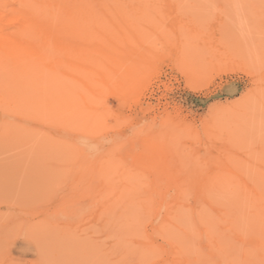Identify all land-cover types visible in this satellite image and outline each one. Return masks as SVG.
<instances>
[{"label":"rangeland","instance_id":"rangeland-1","mask_svg":"<svg viewBox=\"0 0 264 264\" xmlns=\"http://www.w3.org/2000/svg\"><path fill=\"white\" fill-rule=\"evenodd\" d=\"M8 1L9 8L19 6L17 0ZM92 1L97 9H102L103 6L107 8L105 10L103 8V11L108 10V8L113 11L114 8L116 12L115 9L118 8L119 11L123 12L120 13L122 17L127 10L130 12L129 19L133 15L135 18L139 17L137 20L142 18L141 15L146 16V25L138 20L141 23L140 29L138 25H135V21H130V23L128 22L129 19L125 18V22L121 19L119 21V14L116 15L115 12L113 15L116 19L112 23L109 18H106V22H104L105 20L102 21L98 17L103 16L105 18L106 13H101L103 11H100L101 15L98 13L97 16V20H101L97 22L98 26L104 25L107 28L105 30L103 27L104 35L102 32L97 34L103 36H100L101 38L97 36L100 41H94V43L103 42L108 45L106 48L110 46L111 50H113L112 45L116 48L119 47V50L122 46L123 48L127 46L126 50L123 49L125 54L121 55L122 49L121 51L115 49L111 52L112 56L115 57H112L111 54L110 56L113 58L112 60L118 61L120 58L124 62L122 71L129 66L132 68L133 64L135 65L137 62L138 65L133 66L130 71L131 73L137 72V76L133 77L134 74L132 75L134 79H131V82L133 83L126 86L123 93L121 91L124 90V87L110 86L104 89V93H101L103 98H101L100 105L97 109H91L84 103L85 98L80 85L59 75L44 64L31 65L27 70L9 66L0 68V264H137V262H139L138 264H175L176 261V264H192L195 258L193 255L199 254L198 256L202 257L201 253L209 257L206 261L208 264L216 260L215 258L219 259L213 263L221 262L220 264H223L224 259L222 260L221 256L224 258L223 255L235 256V254L229 252L219 254V248L213 246L210 240V244L207 245L208 238L205 234H197L199 239L195 236L189 242L190 244H186L190 253H185L186 248L184 247L186 245L183 247V253V245L176 243V237L179 236L180 232L177 229L174 214L182 215L183 213L186 215L187 213L188 215L189 211L195 213L200 207L206 209L204 210L205 213L210 212L211 220H219L216 222L217 225L226 219L224 224L215 227L219 231L227 229L228 221L230 222L229 219L232 218L229 211L234 208L233 218L234 215L236 218H240L238 223L236 221L234 228L239 224L245 230H241L243 233L239 230L237 234L238 230L236 233L233 231L237 227L232 230L229 225V232L232 230L231 232L237 237L235 238L232 233H229L233 243H235L233 248L235 249L236 244L238 249L235 250L238 252L244 250L247 245H249L247 247L250 250L263 248L261 247L263 244L261 239L264 237V233L261 230L263 237L259 238L260 240L257 239L256 235L259 232L254 233L248 230L254 223L250 226L248 224H252L253 219L256 221L258 218L260 220L264 217L262 214L255 218L257 215L255 212L264 210V200L263 202H261L262 199L259 201L260 196L258 195H261L262 192V197H264V0H161L162 3L160 0L158 3L154 2L155 0H146V5L147 1L151 4L154 3L152 5L148 3L149 9L153 13L148 10L147 13L144 10L148 7L142 3L143 0H135L138 6L131 0H127V4H125L126 0H122L124 4L121 0L119 2L91 0L90 2ZM94 4L90 5L93 9H95ZM129 4L133 9L130 8ZM152 6H157L156 10L159 9V11H153ZM34 7L40 9L41 4ZM134 9H137L136 12ZM140 11L143 13L141 14ZM151 18L152 20H150ZM144 19L142 18L143 22H145ZM121 21L123 24H118ZM139 22L138 24H140ZM91 23L92 21L89 24ZM127 24L128 28L125 27ZM10 26L13 29L16 24ZM91 26L93 27V25ZM117 26L122 29L119 28V31ZM142 26L146 32L141 29ZM99 27L93 28L99 31ZM115 29H117L118 34L115 33L113 36L116 32ZM128 29H131L129 31L133 30L129 35ZM110 30L113 34L108 33ZM136 30H138L137 34ZM140 30L142 33H147V30L151 32L148 35L144 34L143 37L141 33L139 34ZM106 34L109 39L106 38ZM110 34H112L111 40ZM131 34L132 36H130ZM121 35L123 37L120 38ZM140 35L144 40L140 38ZM192 35L194 36L192 37ZM104 38L105 40H103ZM122 38H124L123 42H127L123 43ZM134 38H138L135 39L137 43ZM97 39L95 37V40ZM129 39L131 43H128L130 42ZM140 40L142 41L140 42ZM186 42H190L191 52L188 50V43ZM125 44L127 45L124 46ZM136 44L137 46L138 44L143 45V49L139 47L137 50ZM132 45L136 48L134 49ZM151 45L154 52L150 50ZM156 48L158 53L154 50ZM133 49L134 51H132ZM140 49L144 52V57L141 56L143 54L140 53ZM119 52L120 54H118ZM132 54L134 58H131ZM116 55L120 56L117 58ZM139 55L141 56L140 61ZM149 55H153L152 58ZM155 55L158 56L154 57ZM147 59L151 62H148ZM153 61L154 64H152ZM139 64H144V67L141 65L142 68L140 69ZM117 67H115L116 70H119ZM149 67L152 69L150 70ZM137 79L141 82L135 81ZM134 86L137 87L134 89ZM132 89L134 90L132 91ZM220 126L221 129H219ZM146 127L149 130L146 129L145 131ZM183 130L187 131L184 132ZM220 130H222L221 133ZM159 137L162 138L161 141ZM173 138L175 139L173 140ZM120 140H123L122 143L125 141V143L120 144ZM78 141H80V149L76 144ZM119 144L120 147H117ZM229 145L231 149L228 147ZM111 148L115 151L113 152ZM116 148L118 149L116 150ZM84 151L88 154H85ZM102 156L104 157L101 158ZM119 160L121 163H118ZM105 161H108L109 164ZM240 162L242 163L240 164ZM100 165L101 167H99ZM127 167L129 168L128 171L125 169ZM97 172H101V174L99 175ZM108 175L114 182H109L112 191V193L110 192L111 196L107 193L110 188L106 189L107 191H102L108 183L103 184V188L99 185L110 180H107ZM105 176H107L105 178L107 181H104L103 177ZM119 176L120 179L115 181ZM126 177L129 178L128 185ZM136 178L137 181H135ZM83 179L85 180L83 181ZM130 180L134 186L129 183ZM101 181L103 182L101 183ZM125 184L128 186L126 189L124 188ZM139 186L142 189H140L141 196L152 194L156 210L161 213L158 214L159 216L133 214L126 209L124 212L123 210L120 212L121 209L119 208L125 206L123 204L126 201V196L132 194L131 196L134 195L135 197L134 200L136 197L137 200L142 199L139 194H134L136 190L139 191ZM219 189H221L220 192ZM84 190H87L85 191L87 195L84 194ZM246 190L247 194L245 193ZM118 191H121V194L125 191L124 195L129 191L132 193L127 194L125 198L123 195L122 198L124 199L118 202L121 197ZM143 191L145 194H142ZM80 192L84 195H81ZM248 192L250 196H257L256 199L254 196L253 198L248 196V200L252 199L247 201ZM103 193H107L108 198ZM233 195L236 196L233 197ZM244 196L247 202H245ZM90 197L91 199H89ZM114 197L116 201L113 200ZM218 198L220 199L218 200ZM87 199L90 200V203L86 201ZM85 202L88 204L85 205ZM103 203L106 205L104 206ZM113 204L119 211L113 209L115 211L112 212ZM103 210L104 212H102ZM105 212L108 213H106L107 217ZM262 212L264 213V211ZM222 214L230 218H223ZM118 216L120 218H117ZM188 216L190 217V215ZM215 216L220 218L216 220ZM130 217L134 218L133 223ZM164 219L167 220L166 223ZM187 220L190 218H186ZM262 220L264 221V219ZM160 221L167 225L174 240H169L165 236V238L161 237L159 233ZM170 221L174 222L175 225L170 224ZM214 221L213 223H215ZM244 221L246 222L244 223ZM263 221L260 220V224L255 222V231L264 229ZM218 230L215 231L214 229L208 232V234L212 232L211 235L217 242L219 240L214 236V233H217ZM247 231H249V236L246 235L245 237L244 233ZM174 233L177 236L174 237ZM224 233L226 234V231ZM219 234L218 232L216 235L219 236ZM224 236H221V245L219 244L223 251L226 250L224 242L228 241L225 240L230 239L229 236L227 238ZM221 237L219 236V238ZM244 237L246 238L245 241H243ZM242 242H246L245 246ZM233 245L229 244L230 248ZM254 245H257V248ZM229 246L227 244V247ZM213 247H216L218 252L213 250ZM239 248L241 249L239 250ZM234 249L231 251L235 253ZM246 250L249 249L246 248ZM241 251L239 252L241 255L238 253L240 258L233 256L232 259L229 256V260L236 259L237 264H243V261L251 256L252 258L249 260L251 263L245 261L244 264H255V262L258 264L264 261L263 250L261 253L260 251L256 253L257 255L254 257L250 255L247 258L245 254V259L242 254L244 251ZM192 253L193 255H191ZM210 257L212 262L209 261ZM202 258L200 264H204L203 260H206ZM257 258L263 261L258 262ZM179 259L180 261H178ZM228 261L227 264H235L233 261V263ZM238 261L240 262L238 263Z\"/></svg>","mask_w":264,"mask_h":264},{"label":"bare ground","instance_id":"bare-ground-1","mask_svg":"<svg viewBox=\"0 0 264 264\" xmlns=\"http://www.w3.org/2000/svg\"><path fill=\"white\" fill-rule=\"evenodd\" d=\"M7 1L8 0H0V68H5V67H7V66H9V67H12V68H16V69H20V70H27L29 67H31V65H34V64H44V65H46V67H48V68H50L51 70H54V71H56L59 75H61V76H63V77H66V78H68V79H70L73 83H75V84H78V85H80L81 86V88H82V92H83V95H84V98H85V105L87 106V107H90L91 109H97L98 108V106L100 105V103H101V98H103L102 96V94L101 93H104L103 92V90L104 89H106V88H109L110 86L111 87H113V86H117L118 88L120 87V88H123L124 87V90L122 89V93L123 92H125V90H126V86H128V85H130L131 83H133V82H131V79H134L133 77H136L137 75V72L136 73H131L130 71H131V69L133 68V66L135 67V65L137 64V62H135V65L133 64V66H132V68H130V66L127 68L126 67V69H124L123 71L121 70V68H122V65H123V61L122 60H120V58H119V60L118 61H115V60H112L113 58V56H112V53L111 52H113L115 49H118V48H116L115 46H113L112 44H111V42H109L112 46V49L113 50H111V48H109V47H107L106 48V46H108V45H106L105 43H94V41H100V40H98L97 39V34H100L101 32H102V34L104 35V33H103V27H104V29L106 30V28H105V26L104 25H100V27L98 26L99 24L97 23L98 21L100 22L101 20H97V16H98V13L101 15V13H106L104 16H105V18L103 19L101 16H98V17H100L101 19H102V21L103 20H105L104 22H106V18H109L110 20H111V23L113 22V20H115L116 19V17L113 15V12H115L114 11V8H113V11L112 10H110L109 8H108V10H106V11H103V10H105V9H107V8H104V6L102 7L101 5H99L100 7H102V9L101 8H99V9H97V6L94 4V2L92 1V2H90L91 0H17L18 2H19V6H16L17 8H9L8 7V3H7ZM14 1V0H13ZM109 1H112V2H119V0H109ZM132 1V3L133 2H135V0H131ZM145 1L146 0H143V4L146 6V7H148V3H149V1H147V5H146V3H145ZM152 1V0H151ZM158 1L159 0H155L154 2H157L158 3ZM161 1V0H160ZM8 2H10V1H8ZM121 2L123 3V1L121 0ZM169 2V1H168ZM96 3V2H95ZM99 3V2H98ZM128 3H129V1H128ZM136 3V2H135ZM139 3H141L140 1H139ZM161 3H162V1H161ZM165 3V2H164ZM167 3V2H166ZM10 4H13V3H10ZM39 4H41V8L40 9H36V7L38 8V6H36V7H34L33 8V6H35V5H39ZM91 4H94L95 5V9H93V8H91L90 7V5ZM124 4V3H123ZM125 4H127V0H126V3ZM142 4V5H143ZM151 3H149V5H150ZM152 4H154V3H152ZM151 4V5H152ZM16 5V4H15ZM130 5V4H129ZM93 6V5H92ZM98 6V7H99ZM107 6V5H106ZM136 6H138L137 5V3H136ZM135 6V7H136ZM145 6H142L143 8L145 7ZM40 7V6H39ZM134 7V8H135ZM153 8H151L153 11H155L156 10V7L155 6H152ZM130 8H132V6L130 5ZM133 9V8H132ZM115 10H117L114 14H116V15H118L119 16V21H120V19L121 20H124V22H125V19H129L130 18V12L128 13L127 12V10H126V14L127 15H129V16H127L126 14H124L123 15V17H122V15L120 16V13H123V12H121V11H119V9L118 8H116ZM135 10V9H134ZM137 10V9H136ZM136 10H135V12H136ZM140 10V9H139ZM147 13H148V11L150 12V13H153L150 9H149V7H148V9H144ZM148 10V11H147ZM100 11H103V12H101L100 13ZM123 11V10H122ZM156 11H159V9H157ZM155 11V12H156ZM154 12V13H155ZM82 13V15H80ZM132 13V12H131ZM139 13V12H138ZM140 13L142 14L143 12L142 11H140ZM139 13V14H140ZM160 13V12H159ZM159 13H157V14H159ZM138 15V14H137ZM144 15V14H143ZM155 15H156V13H155ZM113 16V17H112ZM126 16H127V18H126ZM131 16H132V14H131ZM158 16H160L161 17V15L159 14ZM122 17V18H121ZM141 17L144 19V21L145 22H143V20H142V18L141 19H138L139 21H142L141 23H145L144 25H146V16H142L141 15ZM159 17V18H160ZM112 18V19H111ZM125 18V19H124ZM133 18V19H132ZM134 18H135V15H133L132 17H131V19H129V21L128 22H134V23H136L135 25H138V28L140 29V25H141V23L137 20V18H139V17H136L135 18V20H134ZM152 18H153V16H152ZM152 18L150 19V20H152ZM99 19V18H98ZM147 19H149L148 17H147ZM137 20V21H136ZM154 20V19H153ZM92 21V23L94 22L95 24L97 23V25H94V23L92 24H89L90 22ZM126 21V22H127ZM108 23H109V21H107ZM127 22V23H128ZM130 22V23H131ZM138 22L140 23V24H138ZM123 24L122 23V21L121 22H119L118 24ZM134 23H132V24H134ZM12 24H16V27H14L13 29L12 28H10L11 26L10 25H12ZM105 24H107V23H105ZM115 24V23H114ZM131 24V25H132ZM91 25H93V27H99V31H97L98 29H94ZM108 25V24H107ZM115 25H117V23L115 24ZM150 25H152L151 23H150ZM91 26V27H90ZM110 27H112L111 25H109ZM124 26V25H123ZM153 26V25H152ZM102 27V28H101ZM118 27V26H117ZM126 28H128V24H127V26H125ZM146 27V26H145ZM150 27V26H149ZM100 28L102 29V31L100 30ZM114 28V27H113ZM122 29L121 27H118V29ZM126 28H125V30H126ZM129 28H130V26H129ZM135 28V27H134ZM152 28V27H151ZM109 29V28H108ZM107 29V30H108ZM120 29H119V31H120ZM142 30H145L144 29V27L142 26V28H141ZM104 30V31H105ZM112 30V29H111ZM111 30L108 32V33H112L111 32ZM117 29H115V31H116ZM124 30V29H123ZM129 30H131V29H128L127 31H128V35H129V33L130 32H132V31H129ZM142 30H140V32H139V34L141 33V35L144 37V34L146 35H148V33L149 32H151V31H149V30H147V33H142ZM114 31V30H113ZM122 31V30H121ZM137 31V32H136ZM135 32H136V34L138 33V30H136ZM145 32H146V30H145ZM115 33L116 34H118V32L116 31V32H114V34H113V36H115ZM122 34L124 33V34H126L125 32H121ZM112 34H110L109 36H110V40H111V35ZM133 34H134V32H133ZM103 35H99L98 37H100V36H103ZM107 35V34H106ZM120 35V34H119ZM140 35V38H143L142 36ZM125 36V35H124ZM130 36H132V34L130 35ZM194 35H192V37H193ZM95 37H96V39L97 40H95ZM105 37V36H104ZM108 37V35L106 36V38ZM121 37H123V35H121L120 36V38ZM129 37V36H128ZM127 37V38H128ZM135 37H138V35L136 36L135 35ZM148 37H151V36H148ZM192 37H190V38H192ZM101 38V37H100ZM99 38V39H100ZM130 38V37H129ZM145 38H147V36H145ZM108 39H109V37H108ZM119 39V38H118ZM136 38H134V40H135ZM138 39V38H137ZM136 39V40H137ZM149 39V38H148ZM103 40H105V38L103 39ZM117 40V39H116ZM123 40H124V38H122V42H123ZM126 40V39H125ZM128 40V39H127ZM130 40V39H129ZM131 40H132V38H131ZM131 40H130V42H128V43H131ZM133 40V41H134ZM136 40H135V42H136ZM143 40H144V38H143ZM192 39H190V41H191ZM109 41V40H108ZM115 41V40H114ZM142 40H140V42H141ZM146 41V40H145ZM148 41V40H147ZM107 42V41H106ZM125 42V41H124ZM123 42V43H124ZM127 42V41H126ZM125 42V43H126ZM135 42H134V44H135ZM192 42V41H191ZM116 43V42H115ZM115 43H113V44H115ZM117 43H118V41H117ZM120 43V42H119ZM137 43V42H136ZM148 43H149V45H150V42L148 41ZM151 43H152V41H151ZM186 43H188V48L190 47V42H186ZM121 44V43H120ZM142 44V43H141ZM144 45L146 44V43H143ZM117 45V44H116ZM127 44H125L124 46H126ZM149 45H148V47H149ZM133 47H134V49L136 48L134 45H132ZM136 46H137V44H136ZM143 45H139L138 44V46H137V50L139 49V47L140 48H142L143 49V47H142ZM114 47V48H113ZM121 47V46H120ZM132 47V48H133ZM152 47V45L150 46V50H151V52L153 51V47ZM193 47V46H192ZM125 48V47H124ZM123 46L120 48V50L118 49V51H121V49H122V53H121V55L122 54H125L124 52H123ZM126 48H127V46H126ZM126 48L124 49V50H126ZM129 48V47H128ZM131 48V47H130ZM188 48H186V49H188ZM191 48V47H190ZM190 48L188 49V50H190ZM134 49L132 50V51H134ZM192 49V48H191ZM141 50V49H140ZM149 50V48L147 49V51ZM154 50H156V52L158 53V51H157V48L156 49H154ZM144 51H146V50H144ZM180 51V50H179ZM185 51V50H184ZM130 52V51H129ZM136 52V51H135ZM135 52H134V54H135ZM140 52V51H139ZM154 52V51H153ZM189 52V51H188ZM190 52H191V50H190ZM189 52V53H190ZM115 53V52H114ZM113 53V54H114ZM133 53V52H132ZM138 53V52H137ZM141 54H143V55H141L142 57H144V52H142V50H141V52H140ZM145 53H148V52H145ZM179 53H181V51L179 52ZM110 54H111V56H110ZM118 54H120V52L118 53ZM131 54V53H130ZM149 54V53H148ZM147 54V55H148ZM138 55V54H137ZM139 55V61H140V56ZM117 56V55H116ZM118 56H120V55H118ZM118 56H117V58H118ZM131 56V55H130ZM150 56V55H149ZM152 56L153 55H151L150 57L152 58ZM158 56V55H157ZM156 55L154 56V57H157ZM181 56V55H180ZM179 56V57H180ZM111 57V58H110ZM115 57V56H114ZM123 57H124V55H123ZM122 57V58H123ZM133 57V54H132V56H131V58ZM149 57V58H150ZM154 57H153V60H154ZM134 58V57H133ZM145 58H147V57H145ZM136 59V58H135ZM137 59H138V57H137ZM144 59V58H143ZM142 59V60H143ZM129 61V60H128ZM127 61V62H128ZM130 61H132V60H130ZM136 61V60H135ZM147 61H148V59H147ZM184 61V60H183ZM134 62V61H133ZM142 62V61H141ZM145 62V61H144ZM148 62H151L150 60L148 61ZM147 62V63H148ZM130 63H132V62H130ZM139 63V62H138ZM143 63V62H142ZM127 64V63H126ZM146 64V63H145ZM149 64V63H148ZM148 64H146L147 66H148ZM152 64H154V61H153V63ZM152 64H151V66H152ZM128 65H130V64H128ZM127 65V66H128ZM138 65V64H137ZM142 65V64H141ZM140 64H139V67L141 66ZM144 65V64H143ZM142 65V66H143ZM146 65H145V67H146ZM116 66H118L117 67V69H119V70H116ZM120 66V67H119ZM142 66L140 67V69L142 68ZM125 67V66H124ZM144 67V66H143ZM152 68H153V66H152ZM151 68V69H152ZM136 69V68H135ZM146 69H147V67H146ZM149 69H150V67H149ZM150 69V70H151ZM197 69H199V68H197ZM132 70V71H133ZM145 70V69H144ZM149 70V71H150ZM138 71H140L139 69H138ZM145 72V71H144ZM147 72V71H146ZM140 73V72H139ZM135 76H134V75ZM132 75H133V77H132ZM144 76V75H143ZM142 78V77H141ZM144 79V78H143ZM134 81V80H133ZM135 81H139L138 79L137 80H135ZM143 81V80H142ZM141 81H139V83H140ZM135 84H137L136 82H135ZM143 84V83H142ZM142 86V85H141ZM130 87V86H129ZM137 86H134V89L136 88ZM130 88H132V87H130ZM139 88V87H138ZM134 89H132V91L134 90ZM140 89V88H139ZM113 90V89H112ZM117 90V89H116ZM117 92V91H116ZM115 92V93H116ZM130 92V91H129ZM131 93V92H130ZM137 94H138V91H137ZM136 94V95H137ZM133 95H134V93H133ZM133 99V98H132ZM178 120H180V119H178ZM181 121H182V119H181ZM150 124V123H149ZM161 124V123H160ZM213 124V126H214V123H212ZM218 124V123H217ZM163 125V124H162ZM171 125V124H170ZM217 126V125H216ZM219 126V125H218ZM179 127H181V125H179ZM178 127V128H179ZM148 127H146L145 128V131H146V129H147ZM181 128H183V127H181ZM185 128V127H184ZM218 128V127H217ZM219 129H221V126H220V128ZM147 130H149V129H147ZM176 130V129H175ZM180 131H182V130H180ZM184 131V130H183ZM187 131V130H186ZM186 131H184V132H186ZM221 131L222 130H220V133H221ZM144 132V131H143ZM138 133V132H137ZM179 133V132H178ZM195 133V132H194ZM162 134V133H161ZM164 134H166V133H164ZM158 135H160V134H158ZM157 135V136H158ZM188 135V134H187ZM195 136H196V134H194ZM156 136V137H157ZM181 136V135H180ZM186 136V135H185ZM192 136V135H191ZM194 136V137H195ZM219 136H220V134H219ZM156 137H154V138H156ZM164 137H166V136H164ZM183 137V136H182ZM212 137V136H211ZM218 137V136H217ZM160 138V137H159ZM177 138H178V136H177ZM176 138V139H177ZM216 138V137H215ZM220 138V137H219ZM169 139V138H168ZM175 138H173V140H174ZM210 139V138H209ZM134 140V139H133ZM162 140V138H160V141ZM170 140V139H169ZM123 141V140H122ZM122 141L120 140V144H124L125 143V141H124V143H122ZM167 141V140H166ZM172 141V140H171ZM198 141V140H197ZM208 141H210V140H208ZM220 142H221V140H219ZM222 141H224V140H222ZM227 141V140H226ZM232 141H233V139H232ZM151 142V141H150ZM231 142V141H230ZM83 143V142H82ZM119 143V142H118ZM117 143V144H118ZM159 143V142H158ZM234 143V142H233ZM232 143V144H233ZM76 144H77V146L79 147V149H80V141H78V142H76ZM120 144H119V146H117V147H120ZM164 144H166V143H164ZM169 144V143H168ZM171 144V143H170ZM229 144V143H228ZM237 144H238V141H237ZM85 145V144H84ZM122 145H121V149H122ZM151 145V144H150ZM210 145V144H209ZM209 145H208V147H209ZM160 146V145H159ZM166 146V145H165ZM232 146V145H231ZM86 147H87V145H86ZM90 147V146H89ZM112 147V146H111ZM161 147V146H160ZM229 148H230V145L228 146ZM233 147V146H232ZM113 148H115V147H113ZM173 148V147H172ZM171 148V149H172ZM181 148H182V146H181ZM236 148H237V146H236ZM112 149V148H111ZM118 148H116V150H117ZM164 149H165V147H164ZM169 149H170V147H169ZM168 149V150H169ZM175 149V148H174ZM204 150H205V148H203ZM209 149V148H208ZM231 149V148H230ZM82 150V149H81ZM86 150H88V149H86ZM85 150V151H86ZM90 150H92L91 148H90ZM105 150V149H104ZM113 150V149H112ZM111 150V151H112ZM156 150V149H155ZM83 151V150H82ZM84 151V152H85ZM89 151V150H88ZM87 151V152H88ZM110 151V150H109ZM115 150H113V152H114ZM186 151H187V149H186ZM219 151H220V149H219ZM239 151H240V148H239ZM90 152V151H89ZM170 152V151H169ZM172 152V151H171ZM174 152V151H173ZM181 152V151H180ZM179 152V153H180ZM205 152V151H204ZM225 152H228V151H225ZM109 153V152H108ZM155 153V152H154ZM166 153V152H165ZM177 153V152H176ZM179 153H178V155H179ZM218 153V152H217ZM229 153V152H228ZM240 153V152H239ZM85 154H88V153H86L85 152ZM91 154V153H90ZM108 155V154H107ZM172 155V154H171ZM173 155H177V154H173ZM104 156H105V154H104ZM104 156H102L101 158H103ZM166 156V155H165ZM169 156V155H168ZM212 156V155H211ZM222 156V155H221ZM244 156V155H243ZM255 156V155H254ZM106 157V156H105ZM176 157H178V156H176ZM213 157H216V156H213ZM226 157H228L227 155H226ZM247 157V156H246ZM256 157V156H255ZM208 158V157H207ZM223 158V157H222ZM229 158V157H228ZM230 158H232V157H230ZM239 158H240V156H239ZM252 158V157H251ZM254 158V157H253ZM179 159H180V157H179ZM185 159H186V157H185ZM189 159V158H188ZM249 159V158H248ZM177 160V159H176ZM214 160V159H213ZM238 160V159H237ZM253 160V159H252ZM126 161V160H125ZM168 161V160H167ZM174 161V160H173ZM217 161V160H216ZM236 161V160H235ZM240 161V160H239ZM261 161V160H260ZM102 162V161H101ZM108 161H105V163H107ZM170 162V161H169ZM188 162H189V160H188ZM192 162V161H191ZM195 162H197V161H195ZM262 162V161H261ZM264 162V161H263ZM92 163V162H91ZM103 163H104V161H103ZM116 163H117V161H116ZM118 163H121L120 162V160H119V162ZM117 163V164H118ZM152 163V162H151ZM163 163V162H162ZM180 163V162H179ZM184 163H185V161H184ZM242 162H240V164H241ZM246 163V162H245ZM99 164V163H98ZM107 164H109V163H107ZM116 164V165H117ZM123 164V163H122ZM156 164V163H155ZM175 164V163H174ZM191 164V163H190ZM214 164V163H213ZM231 164V163H230ZM237 164H239V163H237ZM239 164V165H240ZM248 164V163H247ZM258 164H260V163H258ZM112 165V164H111ZM115 165V164H114ZM124 165V164H123ZM94 166H95V163H94ZM97 166V165H96ZM103 166V165H102ZM107 166V165H106ZM178 166V165H177ZM187 166V165H186ZM244 166V165H243ZM99 167H101V165L99 166ZM179 167H182V166H179ZM178 167V168H179ZM192 167H193V165H192ZM217 167H218V165H217ZM84 167L82 166V169H83ZM94 168V167H93ZM112 168V167H111ZM123 168V166L121 167V169ZM156 168V167H155ZM187 168H188V166H187ZM220 168V167H219ZM234 168V167H233ZM243 168V167H242ZM259 168V167H258ZM263 168V167H262ZM105 169V168H104ZM109 169V168H108ZM108 169L106 170L107 171V173H108ZM125 169H127V171H128V167L127 168H125ZM88 170V169H87ZM91 170V169H90ZM114 170V169H113ZM113 170H111V171H113ZM199 170V169H198ZM240 170V169H239ZM83 172H84V170H82ZM126 171V170H125ZM183 171V170H182ZM197 171V170H196ZM252 171V170H251ZM80 172H81V170H80ZM114 172V171H113ZM116 172V171H115ZM120 172V171H119ZM118 172V173H119ZM239 172V171H238ZM86 173V172H85ZM99 175L101 174V172H97ZM129 173V172H128ZM127 173V174H128ZM203 173V172H202ZM242 173V172H241ZM90 174V173H89ZM113 174V173H112ZM115 174V173H114ZM122 174V173H121ZM126 174V173H125ZM131 174V173H130ZM177 174V173H176ZM180 174V173H179ZM238 174V173H237ZM246 174H247V172H246ZM254 174V173H253ZM262 174V173H261ZM81 175H82V173H81ZM80 175V176H81ZM95 175V174H94ZM97 175V174H96ZM116 175H117V173H116ZM129 175V174H128ZM127 175V176H128ZM132 175H133V173H132ZM249 175V174H248ZM264 175V174H263ZM79 176V177H80ZM121 176H126V175H121ZM129 176H131V175H129ZM172 176H174V175H172ZM190 176V175H189ZM222 176V175H221ZM107 176H105V177H103L104 179L106 178ZM118 177V176H117ZM116 177V178H117ZM212 177V176H211ZM218 177H220V176H218ZM178 178V177H177ZM232 178H234V177H232ZM110 179V180H109ZM120 179V176H119V178H117L115 181H117V180H119ZM126 181H127V185H128V180H129V178L128 177H126ZM139 179V178H138ZM85 179H83V181H84ZM107 180H109L108 182H106V183H102L103 181H101V183L102 184H99V185H101V187H102V185L103 184H107V185H105L104 187H106V188H103L102 189V191H105L106 189H108V188H110V190H106L107 191V193H109V196H111V193H112V191H111V187H110V183L109 182H111V183H114V182H112L113 181V179L111 180V177L108 175V179ZM106 179L104 180V181H107ZM132 180V179H131ZM131 180H130V182L129 183H131L133 186H134V184L131 182ZM146 180V179H145ZM182 180V179H181ZM239 180V179H238ZM255 180V179H254ZM254 180H252V181H254ZM135 181H137V178L135 179ZM206 181V180H205ZM209 181H210V179H209ZM82 182V181H81ZM138 182L140 183V179L138 180ZM147 182V181H146ZM183 182V181H182ZM181 182V183H182ZM84 183V182H83ZM136 183V182H135ZM142 184H143V182H141ZM208 183V182H207ZM79 184V183H78ZM81 184V183H80ZM147 184V183H146ZM157 184H158V182H157ZM156 184V185H157ZM229 184V183H228ZM236 184V183H235ZM112 185V184H111ZM115 185V184H114ZM126 185V184H125ZM125 186L124 188L126 189V188H128V186ZM155 185V186H156ZM209 185H210V183H209ZM260 185V184H259ZM263 185V184H262ZM131 186V185H130ZM132 186V187H133ZM235 186V185H234ZM244 186V185H243ZM82 187V186H81ZM119 187V186H118ZM122 187V186H121ZM174 187V186H173ZM205 187V186H204ZM250 187V186H249ZM257 187H261V186H257ZM100 188V187H99ZM130 188V187H129ZM139 188V191L138 190H136V189H134V190H136V192L134 193V194H139V196H141V188H140V186L138 187ZM156 188V187H155ZM210 188V187H209ZM244 187H242V189H243ZM86 189H87V187H86ZM118 189V188H117ZM141 189V190H140ZM146 189H147V185H146ZM203 189V188H202ZM205 189V188H204ZM231 189V188H230ZM240 189V188H239ZM245 189V188H244ZM264 189V188H263ZM114 190H116V189H114ZM121 190H123L122 188H121ZM133 190V189H132ZM210 190V189H209ZM220 190L221 189H219V192H220ZM76 191V190H75ZM85 191H87V190H84V194H85ZM89 191V190H88ZM100 192H101V190H99ZM178 191V190H177ZM226 191H228V190H226ZM225 191V192H226ZM231 192H232V190H230ZM236 191V190H235ZM249 191V190H248ZM97 192V191H96ZM96 192H95V194H96ZM111 192V193H110ZM119 192V194L121 195V197H120V199H118V196H117V199H118V202H119V200H123L124 198H125V196L127 195V194H130V193H132L131 191H129L128 193H125L126 195H124V192H123V194H121V191H118ZM173 192V191H172ZM201 192V191H200ZM224 192V191H223ZM87 193H89V192H87ZM102 193V192H101ZM100 193V194H101ZM107 193H103V194H106V197L108 198V195H107ZM150 193V192H149ZM177 193V192H176ZM184 193V192H183ZM214 193V192H213ZM228 193V192H227ZM226 193V194H227ZM233 193V192H232ZM238 193H239V191H238ZM237 193V194H238ZM242 193V192H241ZM245 193L247 194V190L245 191ZM255 193H257V192H255ZM80 194H81V192H80ZM84 194H81V195H84ZM90 194H92V193H90ZM136 194V195H137ZM142 194H145L144 193V191H143V193ZM217 194V193H216ZM222 194V193H221ZM225 194V193H224ZM225 194V195H226ZM229 194H231V193H229ZM228 194V195H229ZM85 195H87V194H85ZM94 195V194H93ZM98 195H99V193H98ZM123 195H124V198H122L123 197ZM132 195V194H131ZM131 195H129V196H126V198H125V202H124V204H123V208L121 207V208H119V209H121L120 210V212L123 210V212H124V209H126V210H130L129 212H133V214L134 213H138V214H142V215H144V216H149V215H156V216H159L161 213L158 211V210H156L157 208L155 207V205L156 204H154V201H153V197H152V194H149V195H151V196H141L142 197V199H140V200H137V197H136V200H134V195L133 196H131ZM135 195V196H136ZM180 195H181V193H180ZM189 195V194H188ZM202 195V194H201ZM219 196H221L220 194H218ZM232 195V194H231ZM240 195V194H239ZM259 196H260V198H259V201L262 199V201L261 202H263V200H264V197H262V192H261V195L260 194H258ZM97 196V195H96ZM154 196V195H153ZM185 196V195H184ZM190 196V195H189ZM203 196V195H202ZM236 195H233V197H235ZM248 196H250L249 195V192H248V195H247V198L244 196L243 198H244V200H245V198H246V200L247 201H250V199H252L253 198V196H252V198H250L249 200H248ZM250 196V197H251ZM263 196H264V194H263ZM99 197V196H98ZM97 197V198H98ZM104 197H105V195H104ZM103 197V198H104ZM165 197V196H164ZM169 197V196H168ZM188 197V196H187ZM217 197V196H216ZM231 197V196H230ZM230 197H228V198H230ZM232 197V198H233ZM242 197V196H241ZM257 197V196H256ZM256 197L254 196V199H256ZM85 198H86V196H85ZM96 197L94 196V199H95ZM100 198V197H99ZM112 198V197H111ZM110 198V199H111ZM122 198V199H121ZM139 198V197H138ZM163 198V197H162ZM220 198H222V197H220ZM220 198H218V200L220 199ZM89 199H91V197L89 198ZM93 199V198H92ZM93 199V200H94ZM102 199V198H101ZM110 199L108 200V202L110 201ZM115 199V197L113 198V200ZM233 199H236V198H233ZM80 200H81V198H80ZM92 200V201H93ZM106 200V199H105ZM112 200V201H113ZM165 201H166V198L164 199ZM183 200V199H182ZM213 200V199H212ZM232 200V199H231ZM245 200V202H247ZM83 201V200H82ZM82 201H80V202H82ZM86 201H88V199L86 200ZM90 201V200H89ZM88 201V202H89ZM115 201H116V199H115ZM157 201V200H156ZM156 201H155V203H156ZM159 201H160V199H159ZM178 201V200H177ZM221 201H223V200H221ZM259 201H257V202H259ZM93 202H96V201H93ZM93 202H91V203H93ZM100 202H102V201H100ZM103 202H104V200H103ZM108 202H105L106 204L108 203ZM164 202V201H163ZM174 202V201H173ZM180 202V201H179ZM200 202V201H199ZM209 202V201H208ZM213 202V201H212ZM220 202V201H219ZM228 202H229V199H228ZM236 202V201H235ZM254 202V201H253ZM90 203V202H89ZM111 204H112V202H110ZM109 203V205L111 206V204ZM214 203V202H213ZM232 203V202H231ZM234 203V202H233ZM242 203H243V201H242ZM260 203V202H259ZM82 204H84V203H82ZM88 204V203H87ZM86 204V202H85V205H87ZM105 204V205H106ZM121 204V203H120ZM165 204V203H164ZM175 204V203H174ZM177 204V203H176ZM181 204V203H180ZM197 204V203H196ZM219 204V203H218ZM224 204H226V203H224ZM240 204H241V202H240ZM244 204V203H243ZM258 204V203H257ZM102 205V204H101ZM103 205H104V203H103ZM104 205V206H105ZM108 205V206H109ZM118 205V204H117ZM116 205V206H117ZM160 205V204H159ZM163 205V204H162ZM199 205V204H198ZM227 205V204H226ZM233 205V204H232ZM236 205V204H235ZM161 206V205H160ZM234 206V205H233ZM256 206V205H255ZM93 207V206H92ZM107 207V206H106ZM162 207V206H161ZM174 207H175V205H174ZM223 207H224V205H223ZM226 207V206H225ZM232 207V206H231ZM237 207V206H236ZM100 208H101V206H100ZM103 208V207H102ZM111 208V207H110ZM199 208V207H198ZM227 208V207H226ZM242 208V207H241ZM253 208V207H252ZM93 209V208H92ZM95 209V208H94ZM112 210L113 209H118V208H115L114 207V204L112 205V208H111ZM111 209H108V210H110V211H112ZM119 209H118V211H119ZM162 209V208H161ZM164 209V208H163ZM169 209V208H168ZM172 209V208H171ZM232 209V208H231ZM250 209V208H249ZM255 209V208H254ZM87 210V209H86ZM101 209H99V211H100ZM173 210V209H172ZM176 210V209H175ZM179 210V209H178ZM182 210V209H181ZM204 210H206V209H204L203 207H200L199 209H197L196 211H195V213L194 212H191L190 213V211L188 212L189 214L188 215H190V217L187 215V213H186V215L185 214H183L182 213V215L181 214H174V218L176 219V221H177V229H178V231L180 232V234H179V236L178 237H176L177 238V240H176V243L178 242V243H180L181 245H183L182 246V250H183V247H184V245H188V244H190L189 242L192 240V239H194L195 238V236L197 235V234H200V235H206V238H208V242H207V245H208V243L210 244V242H211V244L213 243V246H216V247H218L219 248V252L215 249L216 247H213V250L215 249L219 254H224V252H229V253H233V254H235V256L234 257H239L240 258V256H238L240 253V249L241 248H239V252L238 251H236L235 249H238L237 247H238V245L236 244V247H235V249L233 248L234 246H235V243H233V241H232V239H231V237H230V235H229V233H232L233 234V232H231L233 229H235L236 227H237V229H235V230H233L235 233H236V231H237V234H238V232H239V230H240V232L241 233H243L242 231H244L245 229H242V226L240 227L239 226V224H237L236 225V227L234 228V226H235V223H236V221H237V223H238V221H240V218H236L235 217V215H234V218H236L234 221H233V210H235L234 208L232 209V211L230 210L229 211V213H230V215L232 214V216H230L227 212H224V214L226 213L227 215H229L230 217H232V218H230L229 216H227V215H223L224 217L223 218H227V217H229L230 219L229 220H231L230 222L228 221V227H229V225H230V228L232 229L230 232H229V228L227 227V229H228V232H227V229H224L225 231H226V234L224 233L225 231L223 230V231H219L218 230V228H215V227H219V225H222V223L224 224V222H226L225 220L226 219H223L222 221L223 222H221V224L219 223V225H217V221H219V220H217V219H219L220 217H216L215 216V219L217 220V221H214V219L213 220H211V214H210V212L208 213H205L206 211H204ZM227 210H229V209H227ZM114 211L115 210H113L112 212L114 213ZM226 211V210H225ZM238 211H239V209H238ZM246 211H248V210H246ZM245 211V212H246ZM255 211H257V210H255ZM262 211H264V210H259V211H257V212H255V214H257L256 216H255V218H257V217H259L260 215H262V214H264ZM101 212V211H100ZM102 212H104V210L102 211ZM107 212H109V211H107ZM107 212H105V216H106V213ZM181 212H183V211H181ZM180 212V213H181ZM218 212V211H217ZM223 212V211H222ZM250 212V211H249ZM258 212H262V213H258ZM98 213V212H97ZM160 213V214H159ZM172 213V215H173V212H171ZM178 213H179V211H178ZM251 213H252V211H251ZM103 214V213H102ZM108 214V213H107ZM109 214H111V213H109ZM124 214V213H123ZM127 214V213H126ZM132 214V215H133ZM159 214V215H158ZM164 214V213H163ZM210 214V215H209ZM221 214V213H220ZM236 214V213H235ZM171 215V214H170ZM169 215V216H170ZM208 215H209V217H208ZM241 215V214H240ZM244 215V214H243ZM248 215V214H247ZM135 216H136V214H135ZM165 217H166V214L164 215ZM188 216V217H187ZM98 217H99V215H98ZM107 217V216H106ZM128 217V216H127ZM132 217V216H131ZM130 217V218H131ZM134 217V216H133ZM138 217V216H137ZM245 217H246V215H245ZM249 217V216H248ZM247 217V218H248ZM101 218V217H100ZM117 218H120L119 216L117 217ZM121 218H122V216H121ZM125 218V217H124ZM136 218V217H135ZM160 218V217H159ZM162 219H163V216L161 217ZM186 218L187 219H189L190 218V220H187L186 221ZM212 218H214V217H212ZM222 218V217H221ZM247 218H245V220H247ZM96 219H97V217H96ZM113 219V218H112ZM111 219V220H112ZM116 219V218H115ZM115 219H114V221H115ZM126 219V218H125ZM133 219L134 218H131V222L133 221ZM144 219V218H143ZM167 219H169V218H167ZM262 219H264V217L263 218H261L260 220L261 221H263ZM99 220V219H98ZM106 220V219H105ZM136 220H137V218H136ZM155 220H157L156 219V217H155ZM210 220V221H209ZM259 220V218L255 221L254 219H253V222H252V224H248L249 226L250 225H253V223H254V225L253 226H250L249 227V231L251 230V231H253L254 233L255 232H259V236L258 235H256V237H257V239H259V238H262L263 237V234H262V232L264 233V229H260V231L258 230V231H255L254 230V228H255V222L256 223H258V224H260V221ZM113 221V222H114ZM120 221V220H119ZM122 221V220H121ZM164 221H165V219H164ZM167 221V220H166ZM166 221H165V223H166ZM213 221L215 222V223H213ZM221 221V220H220ZM104 223H105V221H103ZM108 222V221H107ZM111 222V221H110ZM123 222V221H122ZM234 224H233V223ZM241 222H243V221H241ZM246 221H244V223H245ZM109 223V222H108ZM117 223H118V221H117ZM133 223V222H132ZM132 223H131V225H132ZM142 223V222H141ZM163 221L161 222L160 221V224H159V233L161 234V237L163 236H165V237H168V239L170 240V239H173L174 240V238L171 236V234H170V230H169V228L167 227V225L165 224ZM170 224L171 223H173L174 225H175V223L174 222H169ZM169 223H167V224H169ZM209 223H211V224H209ZM213 223V224H212ZM233 225H231V224ZM240 223V222H239ZM250 223V222H249ZM103 224V223H102ZM139 224V223H138ZM216 224V225H215ZM241 224V223H240ZM109 226H110V224H108ZM210 225H211V229L212 230H214L215 229V231L216 230H218L217 231V233L219 232L220 234H219V236L221 237L222 235L225 237V238H227L228 236L230 237V239H226L225 240V238H223L225 241H227V242H224V247L226 246V250L225 251H223V248L221 247V249H220V247H219V244L221 245V242H220V239L222 240V237L221 238H219V236L218 235H216L217 233L215 232L214 233V236H216V238L219 240V242H217L216 241V239L214 238V237H212V232L211 233H209L208 234V232L209 231H212L211 229H210ZM213 225V226H212ZM247 225V226H248ZM263 225H264V221H263ZM104 226V225H103ZM125 226V225H124ZM128 226V225H127ZM157 226V225H156ZM232 226V227H231ZM245 226V225H244ZM105 227H107V226H105ZM111 227V226H110ZM110 227H108V228H110ZM131 227V226H130ZM142 227V226H141ZM158 227V226H157ZM252 227V228H251ZM115 228V227H114ZM241 228V229H240ZM245 228H246V226H245ZM156 229V228H155ZM174 228L172 227V230H173ZM221 229V228H220ZM115 230V229H114ZM140 230V229H139ZM242 230V231H241ZM261 230H262V232H261ZM110 231H112V230H110ZM125 231H126V228H125ZM151 231V230H150ZM157 231H158V229H157ZM249 231H247L246 233H244L245 234V237H246V235H248V233H249ZM117 232V231H116ZM116 232H115V234H116ZM223 232V233H222ZM261 232V233H260ZM109 233V232H108ZM145 234V233H144ZM169 234V235H168ZM175 234V233H174ZM228 234V235H227ZM250 234H251V232H250ZM261 234H262V236H261ZM110 235L112 236V234L110 233ZM113 235H114V232H113ZM118 235V234H117ZM136 235V234H135ZM211 235V236H210ZM227 235V236H226ZM175 236H177L176 234L174 235V237ZM210 236V237H209ZM218 236V237H217ZM233 237H235V238H237L236 236H234V234L232 235ZM242 236V235H241ZM241 236H240V241L242 240L241 239ZM249 236V235H248ZM114 237H115V235H114ZM113 237V238H114ZM164 237V238H165ZM197 238H198V236H196ZM244 237V239H243V241H245L246 240V238ZM117 238V237H116ZM119 238V237H118ZM136 238V237H135ZM142 238V237H141ZM144 238V237H143ZM147 238V237H146ZM205 238V239H206ZM264 238V237H263ZM261 239V242L263 241V244H264V239ZM112 239V238H111ZM121 239V238H120ZM123 239V238H122ZM148 239V238H147ZM199 239V238H198ZM116 240H118V239H116ZM125 240V239H124ZM140 240V239H139ZM209 240H210V242H209ZM229 240H231L230 241V243H229ZM260 240V239H259ZM127 241V240H126ZM125 241V242H126ZM150 241V240H149ZM163 241V240H162ZM238 241V240H237ZM115 242V241H114ZM120 242H122V240H120ZM129 242V241H128ZM172 242H174V241H172ZM205 242V241H204ZM232 242V243H231ZM119 243V242H118ZM123 243V242H122ZM163 243V242H162ZM168 243H170V242H168ZM192 243V242H191ZM228 244V246H229V244H234L233 246H231V248H230V246L229 247H227V244ZM120 244V243H119ZM119 244H116V245H119ZM149 244V243H148ZM163 244H165V243H163ZM193 244V243H192ZM242 244H244L243 246H245V244H246V242L245 243H243L242 242ZM259 244H261V243H259ZM258 244V247L260 246ZM263 244H261V247H263V248H258V249H260L259 251H260V253L261 252H263L264 251V245ZM114 245H115V243H114ZM123 245V244H122ZM185 246L184 248H186V250H185V253H190L188 250H187V248H188V246ZM143 246V245H142ZM165 246V245H164ZM163 246V247H164ZM192 246V248H194L193 247V245H191ZM197 246V245H196ZM195 246V247H196ZM248 247H249V245H247ZM246 246V248L247 249H249L248 251L246 250V248L244 247V250H242V251H244V253H242L243 255H244V259L246 258L245 256L247 255V258L250 256V255H252L253 257L254 256H256L257 254L256 253H259V251H258V249H253V250H255V251H253L252 249L250 250V248H248ZM252 246V245H251ZM255 246V245H254ZM110 247H112V246H110ZM121 247V246H120ZM145 247V246H144ZM177 247V246H176ZM180 247V246H179ZM149 248V247H148ZM191 248V249H192ZM211 248V247H210ZM255 248H257V245L255 246ZM202 249H205V248H202ZM208 249V248H207ZM225 249V248H224ZM228 249H230V250H228ZM232 249H234V251H236L235 253L233 252V251H231ZM137 250V249H136ZM139 250V249H138ZM141 250V249H140ZM145 250V249H144ZM151 250V249H150ZM181 250V249H180ZM210 250H212V248L210 249ZM247 251V253H246V251ZM263 250V251H262ZM146 251V250H145ZM187 251V252H186ZM192 251V250H191ZM221 251H223V252H221ZM241 251V252H242ZM250 251H251V253H250ZM253 251V252H252ZM148 252V251H147ZM154 252V251H153ZM176 252H178V251H176ZM181 252V251H180ZM212 252V251H211ZM126 253V252H125ZM156 253V252H155ZM183 253H184V250H183ZM195 253V252H194ZM239 253V254H238ZM250 253V254H249ZM140 254V253H139ZM162 254V253H161ZM164 254V253H163ZM218 254V255H219ZM246 254V255H245ZM249 254V255H248ZM254 254V255H253ZM263 254H264V252H263ZM184 255H187V254H184ZM191 255H193V253L191 254ZM199 255V254H198ZM198 255H193V258H194V256H195V258H194V260L192 261V264H196V263H201L202 261H201V258L203 257V258H205L206 260L204 261L203 260V262H204V264L205 263H207L206 261L208 260L207 258H209V257H207L206 255H204V253L202 254H200L202 257H200V256H198ZM241 255V254H240ZM242 255V256H243ZM183 256V255H182ZM224 256V258L221 256V258H222V260H223V264L226 262V264H227V261L229 260V256H230V258H234L231 254H229V256L228 255H223ZM264 256V255H263ZM148 257H150V256H148ZM156 257V256H155ZM154 257V258H155ZM177 257V256H176ZM199 257V258H198ZM215 257V256H214ZM213 257V258H214ZM226 257H227V261H226ZM146 259L145 260H147V257H145ZM181 258V257H180ZM202 258V259H203ZM239 258H238V260H239ZM251 256H250V258H248L247 260H244L243 261V264H244V262L246 261L247 263L249 262V260H251ZM150 259V258H149ZM183 259V258H182ZM188 259V258H187ZM216 260L217 259H219V258H215ZM259 258H257V260H258ZM260 259H263V258H260ZM141 260H143V259H141ZM200 260V261H199ZM216 260H214L215 262H216ZM242 260V259H241ZM264 260V259H263ZM262 260V261H263ZM178 261H180V259L178 260ZM199 261V262H198ZM209 261H211L212 262V258L210 257V259H209ZM213 261V262H214ZM229 261H231V259L229 260ZM228 261V262H229ZM233 262H235V261H237L236 259L235 260H232ZM231 261V262H232ZM256 261V260H255ZM262 261H260V260H258V262H262ZM141 262V261H140ZM147 262V261H146ZM149 262V261H148ZM177 262V261H176ZM176 262H175V264H176ZM211 263V264H215V263ZM219 262V261H218ZM232 262V263H233ZM240 261H238V263H239ZM264 262V261H263ZM262 262V263H263ZM139 262H137V264H138ZM167 263V262H166ZM183 263H184V260H183ZM189 263H191L190 261H189ZM221 262H219V263H217V264H220ZM249 263H251V262H249ZM262 263H258V264H262ZM144 264V263H143ZM170 264V263H169ZM179 264V263H178ZM208 264V263H207ZM231 264V263H230ZM235 264H237L236 262H235ZM240 264V263H239ZM255 264H257V262H255Z\"/></svg>","mask_w":264,"mask_h":264}]
</instances>
